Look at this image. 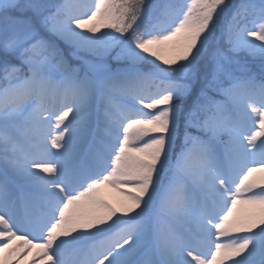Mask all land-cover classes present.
<instances>
[{
    "label": "snow or ice",
    "instance_id": "snow-or-ice-1",
    "mask_svg": "<svg viewBox=\"0 0 264 264\" xmlns=\"http://www.w3.org/2000/svg\"><path fill=\"white\" fill-rule=\"evenodd\" d=\"M0 264H264V0H0Z\"/></svg>",
    "mask_w": 264,
    "mask_h": 264
},
{
    "label": "rangeland",
    "instance_id": "rangeland-1",
    "mask_svg": "<svg viewBox=\"0 0 264 264\" xmlns=\"http://www.w3.org/2000/svg\"><path fill=\"white\" fill-rule=\"evenodd\" d=\"M105 196L107 199H109L111 202H114L115 200L118 201V198L120 199L119 195L115 193L112 190H106Z\"/></svg>",
    "mask_w": 264,
    "mask_h": 264
},
{
    "label": "bare ground",
    "instance_id": "bare-ground-1",
    "mask_svg": "<svg viewBox=\"0 0 264 264\" xmlns=\"http://www.w3.org/2000/svg\"><path fill=\"white\" fill-rule=\"evenodd\" d=\"M118 200H119V198H118ZM115 202H117V201L115 200L113 203H115Z\"/></svg>",
    "mask_w": 264,
    "mask_h": 264
}]
</instances>
